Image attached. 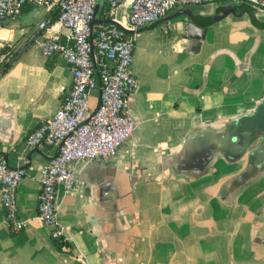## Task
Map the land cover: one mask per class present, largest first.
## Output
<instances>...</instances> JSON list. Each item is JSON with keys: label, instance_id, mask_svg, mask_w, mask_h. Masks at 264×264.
<instances>
[{"label": "crops", "instance_id": "crops-1", "mask_svg": "<svg viewBox=\"0 0 264 264\" xmlns=\"http://www.w3.org/2000/svg\"><path fill=\"white\" fill-rule=\"evenodd\" d=\"M249 8L174 7L136 33L134 126L111 158L81 161L71 186H58V248L35 215L56 145L23 141L70 84L62 56L44 58L39 41L68 30L55 19L37 28L51 9L0 21V54L16 51L0 74V155L25 170L14 199L28 219L8 230L0 204V264H264V149L236 125L264 96V9Z\"/></svg>", "mask_w": 264, "mask_h": 264}, {"label": "built area", "instance_id": "built-area-1", "mask_svg": "<svg viewBox=\"0 0 264 264\" xmlns=\"http://www.w3.org/2000/svg\"><path fill=\"white\" fill-rule=\"evenodd\" d=\"M221 1L264 9V0H0V21L19 16L22 6L30 3L48 10L56 7L55 21L68 30L64 39L53 32L39 41L44 58L54 53L62 56L70 72V84L54 113L39 121L23 141L28 148L56 145L55 154L38 172L35 214L50 226L52 238L59 240L62 232L56 219L58 186H71L72 173L81 161L112 157L134 126L128 112V95L137 86V79L129 70L136 33H125L108 21L134 31L154 23L171 8ZM122 2L125 9L121 21L115 18ZM93 17L101 22L91 25ZM37 28L47 30L49 26L40 20ZM10 56L9 49H4L0 64L8 62ZM95 87L99 90L98 101L90 107L87 95ZM24 172L10 166L5 156L0 155L2 224L10 231L23 228L28 221L17 214L14 199Z\"/></svg>", "mask_w": 264, "mask_h": 264}, {"label": "water", "instance_id": "water-1", "mask_svg": "<svg viewBox=\"0 0 264 264\" xmlns=\"http://www.w3.org/2000/svg\"><path fill=\"white\" fill-rule=\"evenodd\" d=\"M246 5H248L251 9H257L255 7L250 6L247 3H244ZM97 7V4L95 5V8ZM94 8V10H95ZM41 9H44L43 7H33L32 9L28 10L25 14L23 15H19L16 16L15 18H13L14 20H22L24 21L30 14L39 11ZM91 25L96 24L101 22L100 20L95 19V17H93L91 19ZM108 21V20H107ZM108 22H113L115 23L117 26H119L125 33H138L141 29L138 28L136 30H132V29H126L124 27H122L121 25H119L117 22L115 21H108ZM190 25H193V23H189ZM188 24V25H189ZM236 125L237 128L241 131H244L245 133H248V137L250 140V142L254 139L256 140V146L255 148H262L264 149V96L259 100V102L255 105V107L252 109V111L247 114L244 115L242 117H239L238 120H236ZM111 158V157H110ZM106 159H109L108 157ZM106 159H100V158H93V159H89V160H102L105 161ZM88 161V160H85ZM234 232L231 233L230 237L233 236ZM82 260V259H80Z\"/></svg>", "mask_w": 264, "mask_h": 264}, {"label": "trees", "instance_id": "trees-1", "mask_svg": "<svg viewBox=\"0 0 264 264\" xmlns=\"http://www.w3.org/2000/svg\"><path fill=\"white\" fill-rule=\"evenodd\" d=\"M30 5H31L30 3H26L25 5H23L21 8V12H26L27 10H29ZM57 15H58V13H57L56 7H53L49 12L48 19H46L44 21H46V24L48 25L49 23L52 22L53 19L57 18ZM2 47H5V46H2ZM15 54H16V51L11 54L8 62H6V63L2 62V64H0V74H2V72L10 66V62L15 57ZM53 240L56 244V247L57 248L60 247V243L58 242V240L56 238H54Z\"/></svg>", "mask_w": 264, "mask_h": 264}]
</instances>
